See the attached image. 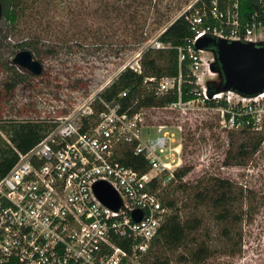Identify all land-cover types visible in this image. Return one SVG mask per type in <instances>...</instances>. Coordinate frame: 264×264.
I'll return each instance as SVG.
<instances>
[{"label":"built area","instance_id":"2783aa9c","mask_svg":"<svg viewBox=\"0 0 264 264\" xmlns=\"http://www.w3.org/2000/svg\"><path fill=\"white\" fill-rule=\"evenodd\" d=\"M200 1L182 13L194 36L178 46L180 65L190 60L195 97L183 99L182 73L163 76L156 93H167L177 82L179 97L167 108L186 112L198 103L218 113L229 128L264 131V90L253 95L211 91L208 83L219 75L211 68L216 54L211 47L196 45L202 36L262 45L264 0H258L248 16L242 14L240 0H225L223 5L221 0ZM168 47L170 43L158 35L126 66L141 73L144 50ZM99 92L56 116L55 127L28 150L17 148V160L0 176V264H145L143 258L171 212L160 189L180 165L170 152L180 145L171 146L174 132L164 130L163 124L152 132L155 126L147 121V107L132 112L116 97L105 100ZM97 98L100 108L95 107ZM129 151L148 168L125 163ZM100 180L119 194L120 207L99 197L95 184ZM137 209L142 210L139 220L134 216Z\"/></svg>","mask_w":264,"mask_h":264},{"label":"rangeland","instance_id":"374dc122","mask_svg":"<svg viewBox=\"0 0 264 264\" xmlns=\"http://www.w3.org/2000/svg\"><path fill=\"white\" fill-rule=\"evenodd\" d=\"M128 1L130 5H123ZM139 1L24 0L16 26L0 19V122L55 118L87 101L124 66L135 62L169 20L196 0H160L157 11ZM23 40L37 46L41 55L30 46L21 47ZM23 48L31 49L44 69L10 90L5 85L10 76L7 63H14L15 54ZM213 79L218 80L219 75ZM144 113L155 126L154 134L161 124L174 132L171 146H180L170 152L180 163L178 167H192L182 180L167 181L163 186L171 198L179 200L183 218L199 219L187 244L170 252L171 264H264V139L245 163H226L227 155L235 154L240 142L264 132L229 128L218 113L198 103L186 112L147 107ZM215 177L228 178L234 184L237 199L226 219L220 217V207L195 196ZM201 243L208 247L209 255L199 261L191 253Z\"/></svg>","mask_w":264,"mask_h":264},{"label":"trees","instance_id":"16d2710c","mask_svg":"<svg viewBox=\"0 0 264 264\" xmlns=\"http://www.w3.org/2000/svg\"><path fill=\"white\" fill-rule=\"evenodd\" d=\"M24 0H1L3 4V16L1 19H6L12 26L17 25V21L21 15ZM225 0H221L223 5ZM197 0L194 5L200 4ZM130 1L123 3V5H130ZM150 5L155 10L160 9V0H142L138 4ZM120 5V4H119ZM122 5V6H123ZM259 5L258 0H240L242 14L248 16ZM122 6H117L120 11H125ZM168 20L170 18H167ZM165 26L164 30L160 32L159 38L166 43H170L168 48H147L142 52L141 63L143 72H137L129 66L123 68L119 74L100 92L99 95L105 99L110 100L116 97L123 104V107H129L130 111L134 112L141 107H166L179 97V89L177 82L174 87L167 93L159 95L156 93L159 80L163 76L178 77L182 73L181 94L183 99H190L195 97L192 89L195 86V76L190 69V60L186 59L180 65L178 46L185 43L186 40L194 36L193 31L185 17V13L179 15ZM21 47L30 46L31 49L39 56L40 49L32 45L28 40L20 42ZM10 69V76L5 81L8 89H14L19 83L26 82L34 74L19 67L15 63H7ZM220 68V64H217ZM147 76H154L155 80H145ZM222 79L210 80L211 91L217 90L221 85ZM127 89L126 96H119V93ZM100 99L97 98L95 107H101ZM70 110H65L68 112ZM54 118L35 117L22 119H7L0 122V129L6 134L3 136L0 132V176L7 172L18 158L17 148L22 151L28 150L35 143L41 140L50 130H52L56 122ZM241 131H252L244 128ZM264 132V131H256ZM264 134H255L249 136L247 139L240 142L235 154L229 152L226 158V163L242 164L251 157L260 148ZM139 155L133 154L131 151L126 153L123 161L135 167H142L147 169V164H139ZM232 160V161H231ZM190 165L180 166L175 169V179L182 180L183 177L191 170ZM157 182V179H156ZM183 184H179L181 186ZM156 188L159 185H155ZM169 190L165 188L160 189V195L166 205L171 208L167 220L161 227L160 234L153 240L151 248L146 256L143 258L145 264H171L172 257L170 252L187 244L196 230L199 219L194 216L192 218H183L178 205V199L170 197ZM195 196L201 201L209 200L216 207L221 208L220 217L228 218L231 215V207L235 202L236 194L234 184L228 178L215 177L212 182L204 184L198 189ZM195 260H203L209 255V250L203 243L198 244L197 248L191 253Z\"/></svg>","mask_w":264,"mask_h":264},{"label":"water","instance_id":"95a60500","mask_svg":"<svg viewBox=\"0 0 264 264\" xmlns=\"http://www.w3.org/2000/svg\"><path fill=\"white\" fill-rule=\"evenodd\" d=\"M3 16V4L0 0V19ZM198 48L211 47L216 54V61L211 64L222 79L217 91L236 90L245 95H253L264 90V43L256 45L254 42L241 40L216 39L212 36H202L197 39ZM13 62L19 67L38 75L44 65L29 48L19 50ZM220 68H217V64ZM208 87L211 88L210 83ZM99 197L112 207L118 208L122 204L119 194L105 180L95 184ZM136 219L142 217V210L134 211Z\"/></svg>","mask_w":264,"mask_h":264}]
</instances>
